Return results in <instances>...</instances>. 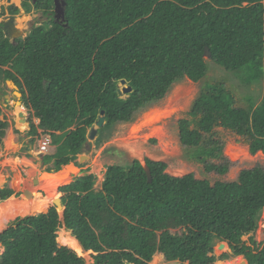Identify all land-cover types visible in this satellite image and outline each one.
Segmentation results:
<instances>
[{
    "label": "trees",
    "instance_id": "16d2710c",
    "mask_svg": "<svg viewBox=\"0 0 264 264\" xmlns=\"http://www.w3.org/2000/svg\"><path fill=\"white\" fill-rule=\"evenodd\" d=\"M62 1L64 18L57 21L48 17L53 0H23L26 13L41 12L48 21L14 44L0 40V78L17 87L28 115L21 121L25 141L33 146L47 138L54 148L43 154L49 174L43 176L59 175L51 173L77 160L101 112L96 147L115 125L162 101L178 81L203 80L207 61L246 85H260L262 97L242 108L222 84H205L178 124L186 155L206 174L226 176L231 163L218 130L242 141L250 155H264V0ZM9 12L15 16L18 9ZM122 81L131 89L126 96L118 94ZM1 116L0 107V147L11 132L19 145L22 134ZM145 166L150 183L143 165L132 161L107 167L99 191L95 175L62 185L63 218L55 206L44 213L45 199L10 210L8 218L34 216L17 218L0 234V264H85L83 253L94 264H153L157 254L180 264L231 257L264 264V243L254 240L264 211V167L211 185L192 174L172 177L164 163L147 160ZM12 180L0 189V203L13 201ZM62 228L73 237L72 250L57 243ZM216 242L230 254L217 258Z\"/></svg>",
    "mask_w": 264,
    "mask_h": 264
},
{
    "label": "rangeland",
    "instance_id": "374dc122",
    "mask_svg": "<svg viewBox=\"0 0 264 264\" xmlns=\"http://www.w3.org/2000/svg\"><path fill=\"white\" fill-rule=\"evenodd\" d=\"M3 1L0 3V9L3 8L0 11L2 13L0 15V22L11 7L17 8L18 14L15 17V24L17 30L21 32L20 36L23 39L34 27L41 26L48 21V18L42 15L41 12L32 10L30 13H26L21 8L23 0H18V3H12L13 0H11L9 4ZM53 14H55V10ZM16 37L18 35L13 38ZM206 63L207 76L200 82L192 83L186 79L178 81L170 88L162 101L141 109L134 114L131 122L117 124L109 132L105 133L99 147H96L95 143L97 136L93 141L88 140L82 152L88 159L84 160L81 164L78 163L77 159L68 166L62 167L59 172L51 173H61L59 175L62 176L72 171L68 179L59 182L55 186L54 194L51 191L52 187L50 184L40 182L43 175L49 174L46 173L47 167L41 162L39 144L36 142L33 150H30L26 145L29 139L25 141V136L22 134L25 131V126L23 127L21 121L22 118L23 120H27L28 115L21 105V95L13 83H5V88L2 85V93L0 94L1 119L9 123L10 131L17 129L22 135L18 137L20 144L17 145L14 139L15 136L11 132L0 147V167L2 169L0 176L4 179V183L0 189L6 185L11 176H13L12 181L16 186L14 195L9 198H12L13 201L0 203V234L17 218L29 217L31 214H33L31 216H34V212L29 213L27 211L23 217L8 218L10 210L25 206H27L28 210L30 205H37L44 199L48 201L47 198H49L51 200H49L50 204H47L48 207L44 212L46 213L50 207L55 206L54 201L59 198L58 189L66 183L70 184L77 178L95 175L97 177L95 190L99 191L106 168L110 166H126L132 161H138L143 166L147 160L159 162L167 165L166 173L172 177L180 178L192 174L197 180H206L211 185L217 181L236 182L241 171L252 169L257 165L264 167L263 154L250 155L247 145L221 130L217 131L218 138L224 144V157L231 163L226 176L219 177L215 174H206L203 171V167L191 161L186 155L184 148L180 144L178 124L181 120L187 119V113L205 84H222L232 96L235 105L242 108H247L249 102L258 104L262 97V87L260 85H246L236 76V73H226L212 62L207 61ZM121 88L119 86L120 90ZM21 115L23 116L22 118ZM33 122L34 124H38L35 120ZM53 149V147L49 149L48 154L54 152ZM26 190L31 192L33 195L32 199L29 200L23 196ZM34 194L38 196V199L34 198ZM56 209L59 217L62 218L63 207L56 206ZM57 237V243L60 246L71 250L74 248V241L70 238L72 236L64 228L58 231ZM249 237L245 236L242 240L247 243ZM254 240L258 244L264 243V211L260 215ZM220 246L221 243H213L214 255L217 258L224 254H230L228 247L223 246L221 249ZM2 252L3 249L0 246V255ZM79 254L77 255L79 256ZM84 254L80 257L84 259L85 264H89ZM89 259H91L90 256ZM91 262L94 264L92 259ZM243 262L245 261L242 257L238 259L231 257L227 262L222 261L217 263L242 264ZM163 264L180 263L165 262Z\"/></svg>",
    "mask_w": 264,
    "mask_h": 264
},
{
    "label": "water",
    "instance_id": "95a60500",
    "mask_svg": "<svg viewBox=\"0 0 264 264\" xmlns=\"http://www.w3.org/2000/svg\"><path fill=\"white\" fill-rule=\"evenodd\" d=\"M3 0H0V3L2 2ZM11 0H4L3 2H7L8 4L11 3L10 2ZM54 1V5H55V19L57 21H60L61 19L64 18V12H63V7L65 6V3L61 0V1H58V0H53ZM60 2H61V5H60ZM58 3H59V6H58ZM59 9V10H58ZM12 22H13V19H10L9 20V23H4L3 24V30H4V35L6 38H11L12 36L10 35L12 32V28H13V25H12ZM204 57L206 60H209L210 59V54L208 52L207 49H205V53H204ZM120 86L122 87L121 90L118 91V94L119 95H123V96H126L128 94L131 93V89L129 87H126L125 86V82L122 81L120 82ZM2 93V90H1V84H0V94ZM23 116H21L22 118ZM104 123H105V119H104V112H101L100 113V116L97 120V122L95 123L93 129L91 130L90 134H89V137H88V140L89 141H93L96 137V134H97V130L101 129L103 126H104ZM31 148V147H30ZM87 148V147H86ZM40 159L41 161L43 160V157L40 156ZM78 159V163L81 164L84 160L88 159L87 156H84L83 154H80L78 155L77 157ZM144 168V171L146 173V176H147V179H148V182L150 183L151 182V173L149 171V169L147 168V166H143ZM23 196L28 198L29 200L32 199V194L31 192L29 191H24L23 193ZM55 207H63L62 206V202L60 200V198H57L55 201ZM63 214H64V207H63V212H62V218H63ZM220 248L222 249L223 248V244H221ZM242 264H246V262H243Z\"/></svg>",
    "mask_w": 264,
    "mask_h": 264
},
{
    "label": "flooded vegetation",
    "instance_id": "af4514ba",
    "mask_svg": "<svg viewBox=\"0 0 264 264\" xmlns=\"http://www.w3.org/2000/svg\"><path fill=\"white\" fill-rule=\"evenodd\" d=\"M2 10H3V8L0 9V11H2ZM53 12H54V11H53ZM0 15H2V13H0ZM50 16L55 17L54 14L49 13V14H48V17H50ZM15 17H16V15H15V16H12V15L10 14L9 11H8V13L6 14V16H3L2 21L0 22V40H2V39L8 40L10 44H14V43L16 42V40H23V38L20 36V33H21V32H19V31L17 30L16 24H15ZM10 19H13V22H12L13 28H12V32H10V33H11L10 35H11L12 37H11V38H6L5 35H4L3 24H4V23H9V20H10ZM17 35H18V37L13 38L14 36H17ZM20 37H21V38H20ZM8 82H9V81H3V80H1V78H0V84H1V87H2V85H3L4 88H5V83H8Z\"/></svg>",
    "mask_w": 264,
    "mask_h": 264
},
{
    "label": "bare ground",
    "instance_id": "6f19581e",
    "mask_svg": "<svg viewBox=\"0 0 264 264\" xmlns=\"http://www.w3.org/2000/svg\"><path fill=\"white\" fill-rule=\"evenodd\" d=\"M58 6H59V3H58ZM59 10V9H58ZM22 116V115H21ZM69 168V167H68ZM72 173V171H69V172H67L66 173V175H62V176H60V175H58V176H56V175H54V176H43L41 179H40V182L42 183V182H45V183H48V184H50L51 185V191H52V193L54 192V188H55V186L59 183V182H61V181H63V180H66V179H68L69 178V175ZM24 183V182H23ZM66 184H68V183H66ZM65 185V184H64ZM29 186V185H28ZM32 191H34V190H32ZM48 191V190H47ZM54 194V193H53ZM33 196V195H32ZM34 198H37L38 199V196L37 195H35L34 194ZM53 198V197H52ZM36 199V200H37ZM47 200L49 201V200H51V199H49V198H47ZM82 252H83V250H82ZM84 257L87 259V263H89V264H92V262H91V259H89V255L87 254V253H85V255H84Z\"/></svg>",
    "mask_w": 264,
    "mask_h": 264
},
{
    "label": "built area",
    "instance_id": "2783aa9c",
    "mask_svg": "<svg viewBox=\"0 0 264 264\" xmlns=\"http://www.w3.org/2000/svg\"><path fill=\"white\" fill-rule=\"evenodd\" d=\"M50 146V142L47 138H43L42 141L39 144V150L41 153L47 152L48 148Z\"/></svg>",
    "mask_w": 264,
    "mask_h": 264
},
{
    "label": "clouds",
    "instance_id": "9594fccd",
    "mask_svg": "<svg viewBox=\"0 0 264 264\" xmlns=\"http://www.w3.org/2000/svg\"><path fill=\"white\" fill-rule=\"evenodd\" d=\"M39 140H40V139H39ZM39 140L36 141L38 144H40V142L42 141V138H41L40 141H39ZM38 141H39V142H38ZM26 143H27L26 145L28 146V148H29L30 150H33V146H34L35 144H34L33 146H32V145H29V140H28V142H26ZM30 147H31V148H30ZM51 148H52V147L49 146L48 150L51 149ZM48 150H47V152H45V153H41V152H40L39 155L43 157V154H48ZM39 151H40V150H39ZM82 154H83V153H82ZM42 161H43V160H42ZM42 161H41V162H42ZM42 164H43V163H42ZM65 167H66V166H65ZM222 244H223V243H222Z\"/></svg>",
    "mask_w": 264,
    "mask_h": 264
},
{
    "label": "crops",
    "instance_id": "0c3cea01",
    "mask_svg": "<svg viewBox=\"0 0 264 264\" xmlns=\"http://www.w3.org/2000/svg\"><path fill=\"white\" fill-rule=\"evenodd\" d=\"M56 176H57V175H56ZM221 244H222V243H221ZM223 245L226 246V244H223ZM226 247H227V246H226ZM157 256L160 257V258H159V259H160V260H159V263H153V264H163V263H165V260H164L163 256H160V255L157 254V255L154 256V258L157 257ZM154 258H153V259H154ZM239 258H240V257H239ZM234 259H235V258H234ZM236 259H238V258H236ZM224 262H227V261H224ZM151 263H152V262H151ZM151 263H150V264H151ZM216 263H217V262H216Z\"/></svg>",
    "mask_w": 264,
    "mask_h": 264
}]
</instances>
